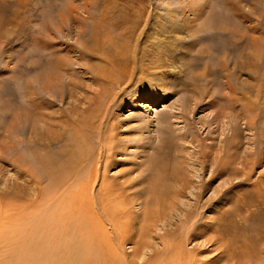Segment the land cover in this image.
Segmentation results:
<instances>
[{"label": "rangeland", "instance_id": "obj_1", "mask_svg": "<svg viewBox=\"0 0 264 264\" xmlns=\"http://www.w3.org/2000/svg\"><path fill=\"white\" fill-rule=\"evenodd\" d=\"M198 1L197 24L179 31L182 17H167L182 0H0V264H59L52 234L40 233L37 196L71 140L81 176L107 166L110 183L126 187L130 240L120 255L99 245L106 264L137 263L134 248L148 251L139 264H264V0ZM83 6L95 21L81 22ZM99 32L110 64L80 47L98 53ZM159 38L164 90L145 84L134 61L142 50L147 66L160 64ZM97 67L123 82L110 103L101 99L109 87L93 84ZM48 81L54 99L41 88ZM48 110L57 113L46 126L27 117ZM50 134L61 141L44 151L43 169L33 155Z\"/></svg>", "mask_w": 264, "mask_h": 264}, {"label": "bare ground", "instance_id": "obj_2", "mask_svg": "<svg viewBox=\"0 0 264 264\" xmlns=\"http://www.w3.org/2000/svg\"><path fill=\"white\" fill-rule=\"evenodd\" d=\"M198 3H199L198 0H182L177 12L172 14L171 17L170 16L167 17L169 19L170 23H172L174 21L178 22V20L181 19V17H182V19L180 20V22L182 24L181 26L180 25H177L175 27L172 26L175 28V30L176 29L179 30L178 29L179 27H184V26L189 25V24H191V26L197 24L198 14H199ZM90 8H92V6H89V7L83 6L82 7V10L85 12V14L88 13L89 16H88L87 20L84 19L81 22L86 23V21H90L93 19L92 15L90 14ZM69 10H71V12H72V10H74V13L78 14L77 10L72 9V5L69 7ZM173 15H175V16H173ZM186 16L188 17L187 21L184 18ZM176 17H179V18L176 19ZM246 21H247V18H246ZM78 25H79V29L85 28L84 25L81 23H78ZM100 25H101V22H100ZM103 35L104 34L99 32L98 35L96 36V41L94 42L95 50L98 53L88 52L86 45H80V47L82 49V52L84 54H86L87 56H96V57L100 58V60L103 61L104 63L107 62L108 64H110L111 60H110V58H108V55H107V53H109V50H110V47H109L110 46V39L106 35H104V36ZM164 37L167 38V35H165ZM252 40H254V39H252ZM157 43H158V46L161 47L160 61H162V62H160V64L158 62V63H156L157 66H155V63H154V65L148 64V66H147L146 65L147 61L145 60L146 54L144 55L142 50L139 51V57L134 58V61L139 65V67L144 66L146 68V69H143V70H146L145 72H143V77H146V79L144 80L145 84L156 85L155 87H158V88L164 90L166 88V85H167L164 83V79H163L165 77L164 72H166V70L169 68L170 64L167 61L166 62L163 61L164 58L166 57V55H165L166 52H164L162 47L165 45V43L167 44V42H164L163 40H161V38H159ZM260 45H261V43H260ZM136 50H137V46H136ZM104 68L102 71L99 70L98 67L94 68L91 70V73L93 76V84L94 85H96V83H98L99 88H100V85H103V87L105 85H107L109 87L108 89H110V90L108 92L104 93L103 96L101 95V99H102V97L105 98L106 94H107L109 96L108 103H110L112 98L114 97V93H113L114 87H117V86L123 84V82L119 79V76H117L115 79L111 80L109 74L107 73L108 70L106 71V70H104ZM109 73H110V71H109ZM53 85H55V84H52V82L48 81L47 85L42 86L41 88L43 91L48 90L49 91L48 96H51L54 99V95L52 94L53 93L52 92L53 91L52 90ZM58 86L59 85L57 84V87ZM116 90H118V88ZM45 92H47V91H45ZM55 92H57V91H55ZM57 94H58V92H57ZM97 94H100V93H97ZM53 101H55V100H53ZM46 103H47L46 108L52 104V102H50V103L46 102ZM48 108H51V107H48ZM54 113H57V110ZM54 113L49 111L48 114L45 113L46 116H44L43 118H41L42 116L40 114H37V113L29 115L27 117H29L30 120H36L38 122L37 124H39V125L46 126L45 124H49V123H47L48 121H46L45 118H47L51 121L55 120V118H54L55 114ZM63 114L70 117L67 114V111L63 112ZM108 115H109V113H108ZM50 117H53V118H50ZM66 122L69 123V120L67 119ZM35 123L33 124L32 127H36L37 124H35ZM37 127H39V126L37 125ZM60 128L62 129L63 132H59V133H61L63 135V133L67 129H64L62 126ZM31 129L36 130L37 128L36 129L31 128ZM37 131H39V130H37ZM66 133L72 134L70 131H67ZM49 136H48V140H49L48 143L49 144L47 143V146H46L45 145L46 142H45L43 145H41L42 152H40L39 154L33 155V157L37 158L36 160L38 162V165H40L43 169L46 168V162L44 161L46 159V155H45L44 151L52 149L55 145L57 146L59 144V142L61 141V140H59L61 136L60 137H54L52 135H51V137H49ZM55 136H57V135H55ZM113 139H115V137H113ZM72 142H73V140H71L70 142H67V144L65 146V150H63L61 153L58 152L57 154H55V156H57V159H59V157L62 156V158L58 160L59 163H57L58 161L57 162L53 161L52 163H48V165H47V167L49 169V172L47 174V180H49V184H50V186L48 188L49 194L45 191L44 192L38 191V196H37L38 200L40 201V205H41V206L39 205V213H40L39 219H40V226H41L40 233H46V234L51 233L52 234L53 245L56 247L55 250L59 252L56 255V257L58 258L59 264L60 263L61 264H70V263L71 264H73V263L83 264V262L81 260L87 261L89 257L91 259H93V257H94L97 264H106V261H103L101 259L102 257H106V255L104 252H102L99 245H103L104 250L109 255H113V254L120 255V253L124 254L125 245L130 240L129 227H131V222H130V219L128 218V215L131 213V210H128L125 207V200H126L125 199L126 198L125 190H126V187H125V184H123V183L119 184V185L118 184L113 185L114 183L113 184L110 183V178H113V177H110L108 175L109 170L106 169L107 166H105V169L101 170L102 166L99 163L98 164L100 166L96 167L95 173H93L90 170H87V172L89 171V173H87V175L83 174V176H81L82 171L79 170V166H83V163H81V160L76 157L77 153L76 154L73 153V151H75V148H74L75 145ZM41 143H42V140H41ZM7 145L8 144H4L5 147L1 150L3 151L4 149L8 148ZM19 145L20 144H18V146ZM15 148L16 147H9L6 151V154L9 155V152L14 153ZM77 150H79V148ZM48 157H50V156H48ZM104 158L105 157L103 156L102 159H104ZM46 161H47V159H46ZM71 162L74 164H77L78 169L76 167H74ZM91 163H92V167H93V165L95 166L94 161H91ZM55 164H56V166H53ZM92 167L90 169H93ZM99 175H101V177H99ZM28 176L32 180L34 185L38 184L37 181H39V183H40V179H38L36 177L33 178L32 175H28ZM155 177H154V179H155L154 180V184H155L154 187H158L159 184H162L163 180H161L162 178H160L158 175H156ZM94 178H95V180H94ZM34 179H36L37 181H35ZM99 181L101 182V184L99 183ZM97 183H99L100 192L98 194H96V196H95V193L93 192V190H94L95 185ZM29 188H30V186H29ZM114 188H117V190H115ZM21 192H23V191H21ZM35 193L33 192L34 195H35ZM17 194H16V196H17ZM34 195H32L33 198H34ZM19 198H22V197H19ZM35 198H36V196H35ZM127 199H128V195H127ZM34 208L37 209L36 206ZM96 211L99 214H97ZM143 222H146V221H143ZM42 238H44V237H42ZM145 241H147V239ZM45 242L50 243L49 240H45ZM46 245H44V246L47 247ZM48 246H49V244H48ZM166 248H168V247H166ZM50 249H51V247H50ZM136 249L134 248L133 255L130 257L131 258L134 257L135 259H137L136 261L139 264L140 260L143 261V259H145L146 256H148L147 255L148 251L142 252L143 249L141 248L142 251L139 252L138 251L139 248L137 250ZM44 250H45V252L48 251L47 249H44ZM44 250H42V247H41L40 252H43ZM52 252H54V250ZM51 254H54V253H51ZM55 254H56V252H55ZM43 262H45V261H43ZM131 262L132 261L130 260V258H126V257L124 258L123 257V263L124 264H134ZM53 263L56 264V262H53ZM137 263L135 262V264H137Z\"/></svg>", "mask_w": 264, "mask_h": 264}]
</instances>
